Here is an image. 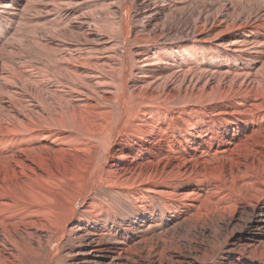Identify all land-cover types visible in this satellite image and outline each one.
<instances>
[{
  "label": "bare ground",
  "instance_id": "obj_1",
  "mask_svg": "<svg viewBox=\"0 0 264 264\" xmlns=\"http://www.w3.org/2000/svg\"><path fill=\"white\" fill-rule=\"evenodd\" d=\"M0 264H264V0H0Z\"/></svg>",
  "mask_w": 264,
  "mask_h": 264
},
{
  "label": "rangeland",
  "instance_id": "obj_2",
  "mask_svg": "<svg viewBox=\"0 0 264 264\" xmlns=\"http://www.w3.org/2000/svg\"><path fill=\"white\" fill-rule=\"evenodd\" d=\"M169 235H171V238H172L173 240H175V241L177 240V241H179V243L181 242L180 239H179V235H178V234H176V233L174 234V233H171V232L169 231ZM175 241H174V242H175Z\"/></svg>",
  "mask_w": 264,
  "mask_h": 264
}]
</instances>
